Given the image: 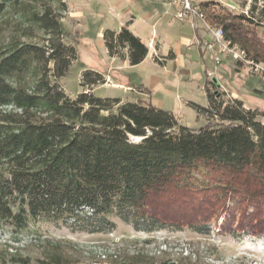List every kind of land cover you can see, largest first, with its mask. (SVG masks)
I'll return each instance as SVG.
<instances>
[{
	"label": "trees",
	"instance_id": "16d2710c",
	"mask_svg": "<svg viewBox=\"0 0 264 264\" xmlns=\"http://www.w3.org/2000/svg\"><path fill=\"white\" fill-rule=\"evenodd\" d=\"M20 1L0 0V17ZM41 6L30 20L46 34L44 45L8 39L0 47V223L16 234L29 223L107 233L118 221L136 232L205 236L217 225L221 235L264 238V112L223 101L207 81L206 106L188 103L206 122L193 130L147 101L95 97L105 78L93 70L80 76L90 92L69 98L58 80L76 50L62 42L60 17ZM200 8L226 41L264 66V1L247 15L212 0ZM102 40L108 57L126 56L131 67L148 53L128 25L105 30Z\"/></svg>",
	"mask_w": 264,
	"mask_h": 264
},
{
	"label": "rangeland",
	"instance_id": "374dc122",
	"mask_svg": "<svg viewBox=\"0 0 264 264\" xmlns=\"http://www.w3.org/2000/svg\"><path fill=\"white\" fill-rule=\"evenodd\" d=\"M212 1L226 8L227 5L235 6L232 12L239 13L243 5L248 6V10L253 5L260 8L264 0ZM42 2L60 17L66 34L62 42L74 45L76 50V61L72 63L67 75L58 80L59 86L72 99L81 92H90L89 88L83 89L80 86V76L86 70L101 74L107 72L106 51L96 34L101 28L117 29L118 21L109 9V5L117 0H21L9 6L0 17V47L8 39H18L21 43L39 47L44 45L46 34L30 20V12L34 8L39 11ZM129 6L142 19L147 14L151 15L145 22L135 21L133 29L142 28L145 31L143 36H149L151 29L159 31V27L164 24L162 16L164 10H168L167 6L148 0H137ZM258 34L264 40V26L258 29ZM219 58V65H215L209 52L204 58V64H201L196 53L194 58H186L184 69L193 71L194 78L199 79L191 81L188 76L168 74L169 81L163 85L168 93L157 92L147 100L153 107L172 113L184 127L193 130L203 127L206 123L204 115L196 113L187 103L206 106L203 91L205 67L207 74H211L206 80L224 94L223 101L239 100L245 108L264 112V72L254 74L245 68L235 70L234 62L222 54ZM154 65L147 58L141 65L133 66L132 70L118 75L130 78V83L134 85L150 86L154 82L152 80L162 76V72L159 75L155 72L160 66ZM256 67L264 68L262 64H256ZM111 81L121 82V79L113 77ZM220 86L224 87L225 92ZM92 92L100 99H119L122 103L137 101L133 93L109 86H97ZM217 227L213 225L208 236L188 230L146 233L136 232L132 227L116 221L113 231L87 234L71 231L60 224L29 223L27 229L16 234L0 223V264H120L129 261L140 264H264L263 237L225 236L218 233Z\"/></svg>",
	"mask_w": 264,
	"mask_h": 264
},
{
	"label": "crops",
	"instance_id": "0c3cea01",
	"mask_svg": "<svg viewBox=\"0 0 264 264\" xmlns=\"http://www.w3.org/2000/svg\"><path fill=\"white\" fill-rule=\"evenodd\" d=\"M148 1L161 3V5H163L164 7L167 6V11H172H170L166 0ZM136 2L137 0H117V2H115L114 4H110L109 9L113 12L115 19L118 21V27L116 30H108L118 32L122 27L128 25V29H130L148 49V53L144 61L147 60V58H150V60H152L154 64L160 66L157 67L158 70L156 68L155 72L158 75L159 72H162V76H160V78H156V80H152L151 82H154L153 84H150V86H144L145 84L134 85L130 83V78L118 75L120 72H125L134 68L129 66L126 56L122 59L108 57L106 52L107 72L102 73L105 78V84L102 85V87L109 86L115 89H122L126 92L133 93L137 97L136 102L147 101L150 103V101L147 99H150L152 96L154 97L157 92H162L163 94L168 93V91L163 87L164 83L169 81L168 74L175 75L178 73L182 76H188L191 81H197V79H199V77H197V79L194 78L193 71L184 69V65L186 62V58H194L195 53L197 54L198 59H200L199 61L201 62V64H204V58L207 52L202 48V44L205 41H209V35L201 29L194 30L188 23H181L168 16H165L166 10H164L162 16L164 24H162L161 26L165 27L160 26L159 31L151 29V33L149 36H143L145 31L142 28L139 27L138 29H133V27L135 26V21L137 20V22H145L151 18V15L147 14L143 19L138 16L135 9L130 8L131 6H129L130 4L134 5ZM186 26H188V28ZM105 30H107V28H101L96 36L102 40V34ZM102 45L104 47L103 40ZM156 65L154 66L156 67ZM203 72L205 74L206 83L208 81L206 79L211 74H207V68L205 67ZM113 77H115L116 79H121V82H112L111 80ZM219 88H221L223 92H225L224 87L220 86ZM143 90H147L148 95L142 94L141 92Z\"/></svg>",
	"mask_w": 264,
	"mask_h": 264
},
{
	"label": "built area",
	"instance_id": "2783aa9c",
	"mask_svg": "<svg viewBox=\"0 0 264 264\" xmlns=\"http://www.w3.org/2000/svg\"><path fill=\"white\" fill-rule=\"evenodd\" d=\"M201 2L203 0H167V5L172 11H166L165 16L181 23H188L194 30L205 31L209 35V41L203 42L202 48L212 54L215 65L220 64L219 55L222 54L237 63L239 68H245L250 73L264 72V68H257L256 63L247 59L243 51L225 40L221 28L209 24L205 16H200ZM227 8L233 11L236 7L227 5ZM239 13L247 15L248 6L244 5L240 8Z\"/></svg>",
	"mask_w": 264,
	"mask_h": 264
},
{
	"label": "bare ground",
	"instance_id": "6f19581e",
	"mask_svg": "<svg viewBox=\"0 0 264 264\" xmlns=\"http://www.w3.org/2000/svg\"><path fill=\"white\" fill-rule=\"evenodd\" d=\"M200 16H204L203 13H201V11H200ZM221 31H222V30H221ZM234 47H237V46H234ZM237 48H238V47H237ZM238 49H239V48H238Z\"/></svg>",
	"mask_w": 264,
	"mask_h": 264
},
{
	"label": "water",
	"instance_id": "95a60500",
	"mask_svg": "<svg viewBox=\"0 0 264 264\" xmlns=\"http://www.w3.org/2000/svg\"><path fill=\"white\" fill-rule=\"evenodd\" d=\"M137 141H139L140 139H136Z\"/></svg>",
	"mask_w": 264,
	"mask_h": 264
}]
</instances>
